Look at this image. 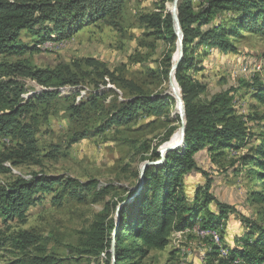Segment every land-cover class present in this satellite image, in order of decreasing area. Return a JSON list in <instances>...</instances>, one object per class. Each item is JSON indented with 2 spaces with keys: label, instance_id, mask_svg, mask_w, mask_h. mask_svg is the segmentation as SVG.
Masks as SVG:
<instances>
[{
  "label": "rangeland",
  "instance_id": "374dc122",
  "mask_svg": "<svg viewBox=\"0 0 264 264\" xmlns=\"http://www.w3.org/2000/svg\"><path fill=\"white\" fill-rule=\"evenodd\" d=\"M200 1L194 0L195 6ZM171 11L172 0H126L115 15L88 24L67 38L59 39L53 24L44 25L49 28V38L43 42L34 33L21 32L20 39L35 45L37 50L19 59H27L40 68L67 64L81 81L77 85L51 87L57 92L44 98L42 91L49 87L29 78L22 81V97H38H34L27 116L34 120L38 151L33 160L4 162L0 185H9L18 177L29 179L31 173H44L89 187L83 201L64 194L57 199L59 187L55 192L40 191L37 195L41 202L29 208L24 222L4 223L0 218V239L27 231L40 239L35 246H27L26 253L62 258L65 264H107L104 253L97 257L80 256L72 248L80 246L97 215L112 217L119 205L117 200L138 188L141 167L149 160L151 150L180 124L169 72L165 76L162 71L170 48L168 38L163 39L149 22L143 21L146 15L165 16ZM233 15L231 11L219 12L216 23L227 25ZM231 40L235 51L222 53L205 47L194 54L193 67L187 72L205 86L198 97L200 101L230 87L238 88L232 105L247 123L249 136L242 146L225 150L223 155H213L217 151L211 153L206 148L198 152L200 170L184 176L181 182L189 198L203 186L208 187L216 201L230 206L217 230L224 248L237 236L249 232L246 226L261 223L264 218V204L249 200L256 187L243 159L252 152L263 131L264 104L251 98V88L245 83L251 82L255 74L264 76V33H246ZM86 87L92 92L82 93ZM134 88L154 98L168 99L169 103L160 113L139 109L136 117L124 125L111 123L115 108ZM92 93L101 94L87 99ZM82 100V105H73ZM143 143L148 145V151L141 148ZM4 144L9 146L10 141H0L1 147ZM210 243L209 237H200L193 230L172 232L166 249L151 250L143 264H206L203 258ZM172 249L177 252L174 258L169 254ZM18 255L9 246V239L7 246L0 249V261Z\"/></svg>",
  "mask_w": 264,
  "mask_h": 264
},
{
  "label": "trees",
  "instance_id": "16d2710c",
  "mask_svg": "<svg viewBox=\"0 0 264 264\" xmlns=\"http://www.w3.org/2000/svg\"><path fill=\"white\" fill-rule=\"evenodd\" d=\"M125 1L0 0V141H10L9 146H0V170L5 169L4 162L7 161L18 164L33 160L38 151L34 120L27 117L33 108L35 96L27 99L22 97V81L29 78L49 87L44 88L49 90L42 91V98L57 92L51 87L77 85L81 81L67 64L59 68H40L33 66L27 59H19L37 50L35 45L31 46L20 39L21 32L34 33L43 42L49 38L46 31L49 28H44V25L53 24L58 38H67L88 24L115 15ZM177 11L184 56L175 71V77L181 87L185 105L184 133L165 152L162 162L146 166L143 182L139 180L138 188L131 195L117 200L120 204L127 199L120 207L118 217L116 213L110 218L103 214L97 215L80 246L72 248V252L80 256L97 257L104 253L107 264L110 263L114 233V264H143L151 250L166 249L172 232L194 231L198 227L218 234L217 230L227 216L230 206L216 201L208 193V187H198L193 197L189 198L182 190L181 182L184 176L200 170L196 154L201 150L206 148L211 153L217 151L213 155H223L225 150L237 149L246 142L249 136L247 123L232 105L238 88L230 87L208 100L200 101L198 97L205 86L187 70L193 67L194 54L205 47H213L222 53L235 51L231 38H241L246 33H264V0H202L196 6L194 0H179ZM223 11L234 14L227 25L216 23L217 14ZM143 21L149 22L163 39L168 38L170 48L164 56L165 68L162 70L166 76L177 58L172 15L169 12L165 16L154 13L144 16ZM13 57L16 59L11 60ZM245 85L251 88V98L264 104V76L255 74L251 82L246 81ZM81 91L92 92L88 87ZM100 94L92 93V97L87 99L91 100ZM167 101L145 95L134 88V92H130L118 104L109 121L124 125L136 117L139 109H155V112L160 113L169 103ZM84 102L82 100L73 105L79 106ZM177 127L174 126L156 143L149 160L160 159V149ZM262 128L258 142L251 148L252 152L243 157L256 187L251 190L249 200L258 204H264V124ZM141 148L149 150L145 143ZM88 187L84 183L44 173H31V177L26 180L18 177L9 185H0V218L4 223L14 220L24 222L29 208L41 202L37 195L40 191L56 190L57 199L64 194L71 199L83 201L86 198L84 191ZM249 225L246 226L249 232L237 236L229 247L225 246L228 250L219 248L210 239V248L203 258L205 263L264 264V218L261 223ZM8 239L11 249L19 255L0 261V264L66 262L51 255L26 253L27 246L36 245L40 239L38 235L21 231L16 236L1 238L0 249L4 244L7 246ZM176 253V249H172L169 254L174 258Z\"/></svg>",
  "mask_w": 264,
  "mask_h": 264
},
{
  "label": "water",
  "instance_id": "95a60500",
  "mask_svg": "<svg viewBox=\"0 0 264 264\" xmlns=\"http://www.w3.org/2000/svg\"><path fill=\"white\" fill-rule=\"evenodd\" d=\"M178 2H179V0H172V11H171V15H172V19H173L174 34L176 36L177 58L174 61V63L171 65L170 70H169V76H168L170 84L173 86V89H175L174 98H175V100L177 102V111H178V117H179V120H180V124H179L178 128L173 133V134H175V133L178 134L177 141L181 139V137H182V135L184 133V130H185V125H186L185 105H184L183 96H182V93H181V87H180V85H179V83H178V81H177V79L175 77V71H176L179 63L181 62V60L183 59V56H184V45H183V39H182V36H181V33H180V22H179L178 11H177ZM175 85H178V88H179L178 91L176 90L177 86H175ZM176 142L171 143V144H166V145L162 146V148L160 149V159L154 160V161L148 160V161L143 163V165L141 167L140 176H139L140 183L143 182L144 171H145L146 166L148 164H151V163H160V162H162L164 160V158H165V152L173 144H175ZM126 201H127V199L123 200L117 206L116 212H115L117 217H118V212H119L120 207ZM114 243H115V241H114V233H113V241H112L111 248H110L111 260H110L109 264H114L115 263V246H114Z\"/></svg>",
  "mask_w": 264,
  "mask_h": 264
},
{
  "label": "bare ground",
  "instance_id": "6f19581e",
  "mask_svg": "<svg viewBox=\"0 0 264 264\" xmlns=\"http://www.w3.org/2000/svg\"><path fill=\"white\" fill-rule=\"evenodd\" d=\"M175 86H177L176 87V90L178 91L179 90L178 85H175ZM174 91H175V89H174ZM177 139H178V134L175 133V134L171 135V137L164 143V145L174 143V142L177 141ZM194 231H196L199 234L200 237H210V239H211L212 242H214L220 248H222V246L220 244L221 242H220L219 235L216 233V231H213V230H204V229H200L198 227H196ZM221 254H223V250L222 249H221Z\"/></svg>",
  "mask_w": 264,
  "mask_h": 264
},
{
  "label": "built area",
  "instance_id": "2783aa9c",
  "mask_svg": "<svg viewBox=\"0 0 264 264\" xmlns=\"http://www.w3.org/2000/svg\"><path fill=\"white\" fill-rule=\"evenodd\" d=\"M205 230V229H204ZM202 259V258H201ZM236 261H238V260H236Z\"/></svg>",
  "mask_w": 264,
  "mask_h": 264
},
{
  "label": "crops",
  "instance_id": "0c3cea01",
  "mask_svg": "<svg viewBox=\"0 0 264 264\" xmlns=\"http://www.w3.org/2000/svg\"><path fill=\"white\" fill-rule=\"evenodd\" d=\"M233 244V243H232Z\"/></svg>",
  "mask_w": 264,
  "mask_h": 264
}]
</instances>
